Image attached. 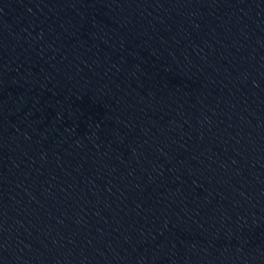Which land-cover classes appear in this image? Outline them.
<instances>
[{
  "label": "water",
  "instance_id": "obj_1",
  "mask_svg": "<svg viewBox=\"0 0 264 264\" xmlns=\"http://www.w3.org/2000/svg\"><path fill=\"white\" fill-rule=\"evenodd\" d=\"M0 264H264V0H0Z\"/></svg>",
  "mask_w": 264,
  "mask_h": 264
}]
</instances>
